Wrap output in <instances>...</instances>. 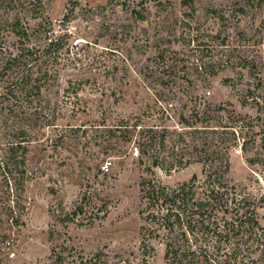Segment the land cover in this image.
<instances>
[{"label":"rangeland","instance_id":"374dc122","mask_svg":"<svg viewBox=\"0 0 264 264\" xmlns=\"http://www.w3.org/2000/svg\"><path fill=\"white\" fill-rule=\"evenodd\" d=\"M235 1L194 0L190 7L183 0H52L47 16L56 24L72 2L79 3L67 24L73 35L70 51L68 46L63 51L70 62L61 72L55 97L63 112L58 130L64 133L68 124L85 125L87 133L57 144L52 138L46 141L54 127L45 129V144L29 155L34 178L26 182L25 212L16 222L0 214V240L8 238L0 244L2 264H56L59 252L67 257L65 264H71L70 255L89 256L100 250L109 256L101 264H146L140 217V182L147 175L146 165L139 162L135 138L131 142L114 138L107 152L104 138H95L93 124L102 112L108 124L133 114L154 120L167 106L165 98L174 102L169 109L177 118L186 107L185 96L194 94L213 104L229 103L251 119L260 116L257 131L263 129L264 108L259 111L255 102L264 105V84L257 86L253 71L243 72L242 84L232 87L224 83L236 77L230 67L215 68L218 76L211 79L195 70L202 61L228 54L224 47L213 52L211 45L222 44L230 33L237 43L235 28L221 31L218 18L210 13L218 8L229 14L228 7ZM133 9L142 10L147 20L135 19ZM219 32L221 36L215 37ZM74 57L77 60L71 63ZM70 81L79 84L78 92L77 85L68 89ZM248 88L256 89L259 98L253 101L249 95L243 105ZM201 172L202 166L193 164L170 172L156 169L155 178L176 186ZM229 180L261 194L264 168L250 167L242 154L234 153ZM0 190L1 206L6 196L1 185ZM258 211L264 225V207ZM154 245L156 252L148 262L165 264L164 246L158 241Z\"/></svg>","mask_w":264,"mask_h":264},{"label":"trees","instance_id":"16d2710c","mask_svg":"<svg viewBox=\"0 0 264 264\" xmlns=\"http://www.w3.org/2000/svg\"><path fill=\"white\" fill-rule=\"evenodd\" d=\"M51 2L0 0V185L6 196L0 214L15 222L25 212L26 182L34 178L29 155L45 144V129L54 127L46 141L52 138L57 144L87 133L85 125L68 124L64 133L58 130L63 112L55 97L61 88V72L70 62L63 51L66 46L70 51L73 35L67 24L79 3L72 2L56 24L47 16ZM183 3L192 7L194 0ZM157 5L162 4L158 1ZM228 8L229 14L218 8H211L210 13L218 18L221 31L235 28L237 43L230 33L222 44L211 45L212 51L224 47L228 54L202 61L195 70L211 79L218 76L215 68L230 67L236 77L224 79V83L232 87L241 85L243 72L250 70L257 86L263 85L264 0H236ZM132 15L139 21L148 17L136 9ZM220 36L219 32L215 37ZM70 88L78 92L80 86L70 81ZM249 95L253 101L259 98L256 89L248 88L243 105L248 104ZM185 97L186 110L181 109L177 118L176 112H170L174 102L165 98L167 106L154 120L133 114L108 124L102 112L93 124V134L104 138L107 152L114 138L128 142L135 138L139 162L146 165L147 175L140 182L143 260L151 264L154 241H158L164 246L165 264H264V225L258 211L264 207V190L259 194L229 180L234 153L242 154L250 167L264 168V128L257 131L262 119L240 115L229 103L213 104L194 94ZM255 103L259 111L264 108ZM193 164L202 166L201 176L194 174L188 182L168 186L155 178L156 169L170 172ZM7 240L4 236L0 244ZM69 257L71 264H101L109 258L101 250ZM66 258L59 252L55 263L65 264Z\"/></svg>","mask_w":264,"mask_h":264},{"label":"built area","instance_id":"2783aa9c","mask_svg":"<svg viewBox=\"0 0 264 264\" xmlns=\"http://www.w3.org/2000/svg\"><path fill=\"white\" fill-rule=\"evenodd\" d=\"M107 168H108V167H107V166H105V167L103 168V169H104V171H105V170H107Z\"/></svg>","mask_w":264,"mask_h":264}]
</instances>
